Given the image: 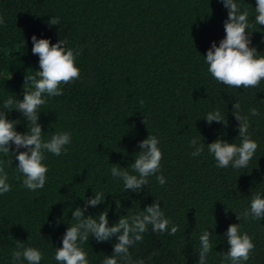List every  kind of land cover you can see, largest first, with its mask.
Segmentation results:
<instances>
[{
  "label": "trees",
  "instance_id": "obj_1",
  "mask_svg": "<svg viewBox=\"0 0 264 264\" xmlns=\"http://www.w3.org/2000/svg\"><path fill=\"white\" fill-rule=\"evenodd\" d=\"M236 2L249 12L250 46L264 55L256 0ZM0 17L5 20L0 24V106L9 96L22 100L26 74L40 70L33 35L52 44L63 39L65 47L81 52L76 59L80 79L62 84L64 95L47 98L39 109L45 141L58 131L71 133L66 154L45 153L44 188L22 186L14 144L13 152L0 153L11 185L0 195V264H19L12 259L18 243L39 249L41 264H58L54 253L75 223L72 211L94 192H103L105 200L88 206L85 218L98 219L107 211L112 226L120 216L137 214L156 201L178 226L174 236L153 233L149 226L144 240L130 249L133 260L198 264L199 236L209 230L212 251L206 264H231L223 259L229 248L226 233L239 224L241 234L246 232L255 244L245 264H264V219L237 218L250 207L254 193L264 196V80L255 88H234L208 72L204 56L226 35L228 9L220 0H0ZM52 18L59 25H50ZM236 102L250 121L258 149L246 169L219 168L207 145L218 138L239 143ZM252 108L259 116L250 115ZM214 110L226 124L208 123L206 115ZM7 117L17 121L18 132L28 131L21 112L7 111ZM150 134L159 140L163 156L157 175L166 183L161 186L151 176L139 193L125 191L110 169L129 166L132 172L139 145ZM193 138L205 145L196 157L191 155ZM116 242L115 237L98 242L90 236L81 246L89 264H101ZM153 252L157 255L148 260Z\"/></svg>",
  "mask_w": 264,
  "mask_h": 264
},
{
  "label": "clouds",
  "instance_id": "obj_2",
  "mask_svg": "<svg viewBox=\"0 0 264 264\" xmlns=\"http://www.w3.org/2000/svg\"><path fill=\"white\" fill-rule=\"evenodd\" d=\"M220 2L228 9V18L224 22L226 35L218 46L213 42L204 56L208 65L207 70L216 82L225 86L244 89L258 87L264 80V55H260L257 48L250 46L252 41L250 32L247 31L250 27L249 12L246 9L241 11L236 0ZM255 13V23L264 26V0H256ZM4 23V18L0 17V24ZM50 25H59V20L52 18ZM32 42L34 45L32 53L39 56L40 70L36 71L35 75L26 74L22 100L9 96L0 106V109L5 110L0 111V153L6 156L11 151L10 146L15 145L16 151L11 152L15 153V160L19 162L16 168L23 176L22 186L30 191H36L43 189L46 184L48 168L43 163L45 153L56 156L66 154L65 146L71 142V133L67 131H58L47 141L43 139L39 109L47 103V98L64 95L60 87L62 84L67 85L80 79L81 73L76 66V59L81 52L78 48L65 47L67 41L63 39L52 44L49 39H37L33 35ZM11 110H18L27 119L26 133L18 132L17 121L8 119L7 111ZM249 112L252 116L260 114L256 108L250 109ZM233 114L239 121L237 137L239 143H229L218 138L207 145V150L219 168L231 166L234 169H246L257 152L258 143L251 138L250 121L241 113L238 102L234 104ZM206 119L209 124L212 121L225 123L219 110L209 112ZM158 145L157 136L150 134L140 143L139 148L142 150L135 155V162L130 164L132 172L127 170L129 166L127 168L114 166L110 169L113 178L123 181L125 191L139 193L148 184L151 176H155L161 186L166 183L162 174L157 175L163 156ZM190 145L195 149L191 153L193 157L199 156L205 148L197 138H193ZM21 148L26 151H20ZM9 191L11 185L8 183V175L0 165V195ZM104 200L103 192H94L93 198L85 199L83 207H76L72 211V220L75 223L70 224L63 235L62 247L56 248L54 253V259L58 264H89L87 253L81 245L88 242L90 236L95 237L98 242L116 238L113 254L106 255L101 264H146L143 258L133 260L130 249L144 240V234L148 232L149 226L153 233L158 234L167 233L174 236L178 231V226L171 224L160 203L156 201L137 214L120 216L112 226H109L107 211L101 212L98 219L91 215L85 218L88 206L95 207ZM116 203L119 211L120 203L119 201ZM249 217L255 220L264 219V196L260 193H254L250 207L237 215L239 220H248ZM211 235V231L205 230L199 236L198 264H206L207 257L212 251ZM226 239L229 248L223 257L224 261L245 264L255 248L252 238L246 232L241 234L239 224H232L227 230ZM155 255L157 253H150L148 260ZM12 259L19 264H23V261H27L28 264H41L43 254L35 247H24L18 243L17 250L12 252Z\"/></svg>",
  "mask_w": 264,
  "mask_h": 264
}]
</instances>
